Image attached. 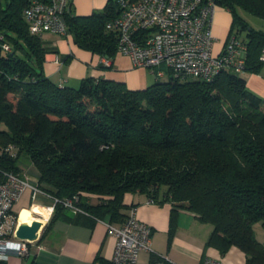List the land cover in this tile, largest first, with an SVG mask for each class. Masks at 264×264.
Listing matches in <instances>:
<instances>
[{"label":"trees","instance_id":"obj_1","mask_svg":"<svg viewBox=\"0 0 264 264\" xmlns=\"http://www.w3.org/2000/svg\"><path fill=\"white\" fill-rule=\"evenodd\" d=\"M32 1L0 0V184L6 172L22 174L24 153L42 190L77 197L83 210L57 203L47 228L56 218L121 224L135 206L126 195L142 193L171 204L169 245L186 210L212 225L209 245L222 254L238 247L246 264H264V243L254 228H264V99L246 78L232 69L212 81L167 70L166 81L156 77L142 89L94 76L61 86L46 75L47 49L24 15ZM215 2L232 14L229 37L245 33V70L258 73L264 31L241 12L264 20V0ZM119 14L118 0L88 16H73L69 4L64 20L77 45L111 58L119 35L108 25ZM160 261L152 253L147 264ZM95 262L115 264L100 255Z\"/></svg>","mask_w":264,"mask_h":264},{"label":"built area","instance_id":"obj_2","mask_svg":"<svg viewBox=\"0 0 264 264\" xmlns=\"http://www.w3.org/2000/svg\"><path fill=\"white\" fill-rule=\"evenodd\" d=\"M118 1L120 14L108 27L119 35L117 51L129 55L135 67H146L157 78L163 77L167 69L176 75L204 81H212L226 69L237 73L246 69L248 45L241 36L231 34L224 48L217 54L213 52L215 0ZM69 4L70 0H33L24 10L31 33L39 37L47 32L68 35L64 14ZM3 47L10 49L8 43ZM259 59L264 61V47ZM102 61L105 66L112 65L109 57L103 56ZM7 150L13 152L14 146L9 145ZM5 174V181L0 184V260H7L11 253L27 256L30 244L37 240L16 237L20 224L16 205L25 191H31L32 199L39 194L50 197L53 201L51 214L57 203L74 213L83 211L76 204L77 197L59 199L32 183L27 174ZM107 225L116 237L112 258L115 264H137L142 251H153V227L137 216L135 208L128 210L123 223ZM201 264L226 263L206 256Z\"/></svg>","mask_w":264,"mask_h":264},{"label":"crops","instance_id":"obj_3","mask_svg":"<svg viewBox=\"0 0 264 264\" xmlns=\"http://www.w3.org/2000/svg\"><path fill=\"white\" fill-rule=\"evenodd\" d=\"M107 1L70 0L71 11L73 16H88L102 11ZM231 24L230 11L226 8L217 9L212 33L219 35L226 31L223 46L217 53L228 41ZM256 29L264 31V28ZM42 39L47 49L45 73L57 83L75 86L76 81L94 76L124 82L131 89H142L149 86L152 81V71L148 72L146 67H135L129 55L117 51L110 58L112 65L109 67L103 64L102 55L77 45L72 34L60 35L47 32ZM246 79L251 89L264 95V65L260 74L250 73ZM21 168L22 175L27 174L32 183H37L38 173L32 163ZM52 202L50 197L43 194L32 199L31 191L27 190L17 203L16 209H20L21 215L22 212L27 214L26 218H32L34 213L41 214L31 209L32 204L47 207L49 214L40 215L46 224L50 218ZM126 202L133 203L137 216L153 227L151 243L153 251H142L137 264L149 263L152 253L160 255L159 263L162 264H201L206 256L222 259L226 264H235L233 261L235 258L229 255L222 256L216 248L208 246L206 234L210 232L211 235L213 227L201 221L194 213L186 210L179 212L177 229L169 245L171 204L159 205L151 202L150 198L142 193L127 194ZM30 209L31 216H29ZM115 245L116 237L111 234L104 220H95L93 224H86L56 218L48 228L46 224L39 238L30 244V253L27 256L11 253L6 262L7 264H96L99 255L112 260ZM237 248H231L232 254L237 255V258L244 257L245 262V253Z\"/></svg>","mask_w":264,"mask_h":264},{"label":"rangeland","instance_id":"obj_4","mask_svg":"<svg viewBox=\"0 0 264 264\" xmlns=\"http://www.w3.org/2000/svg\"><path fill=\"white\" fill-rule=\"evenodd\" d=\"M2 1L4 2V1H6V0H2ZM224 8H225V7L220 6V5H217V6H216V10H217V9H224ZM241 14H242L243 17H245V18L247 19V21H248L253 27H255V28H264V20H263L262 18L257 17V16H254V15L249 14V13H247V12H241ZM225 34H226V31L221 32L219 35H215V34H213V36H214V38H215L214 47H213V52H214V54H217L218 50L223 46V42H224V39H225ZM244 37H245V33L241 35V38H244ZM263 62H264V61H263ZM147 71L149 72L150 70L147 69ZM165 71H166L165 75H164L163 77L160 78L161 81H166V80L168 79L167 69H165ZM250 73H256V72H253V71H250V70H244L243 72L240 73V76L246 78V77H248V74H250ZM260 73H261V71H259V72L256 73V74H260ZM151 74H152V73H151ZM246 80H247V79H246ZM155 82H156V77H155L154 74H152V81H150L149 86L152 85V84L155 83ZM70 84H71V83H70ZM79 84H80V81H76L75 86H79ZM247 87L249 88V90H251L252 92H254L256 95H258V96H260L261 98L264 99V95H260V94L256 93V92H255L253 89H251L248 85H247ZM30 163H31V161H30L29 157H28L26 154L23 153V154H21V155L19 156L18 164H19L20 167H21V166H25V165H29ZM91 201H92V202H96L97 200H96V198L92 197V198H91ZM51 206H52V204H51ZM31 209L33 210L34 208L32 207ZM31 209L29 210V216H31ZM17 210H18V214H19V210H20V209L18 208ZM40 217H41V216L38 215V214H36V213H34V214L32 215V218H33V219H38V218L41 219ZM50 217H51V215H50ZM25 219H26V217H25ZM49 219H50V218H49ZM46 224H48V221H47ZM46 224L43 225V227L40 229L39 234H41V232L43 231V229H44V227L46 226ZM207 225H210V226H211L210 223H209V224L207 223ZM254 228H255V233H256L257 239H258L259 241H261V242L264 243V228L262 227V225H261L260 223H257V224H255ZM209 234H210V232H208V233L206 234L207 243H208V241H209V237H210ZM208 246H213L214 248H216L222 256H228V255H229V256L235 258V259L233 260V261L235 262V264H246V260H245V262H244V257H238V258H237V255L232 254V250H231V249H229L227 252H225V253L222 254L221 251H220V249L217 248L215 245H211V244L209 245V244H208ZM237 249H238V248H237ZM239 251L242 252L241 249H240ZM236 258H237V259H236Z\"/></svg>","mask_w":264,"mask_h":264},{"label":"water","instance_id":"obj_5","mask_svg":"<svg viewBox=\"0 0 264 264\" xmlns=\"http://www.w3.org/2000/svg\"><path fill=\"white\" fill-rule=\"evenodd\" d=\"M42 227L43 224L38 220L33 221L32 224L20 223L16 230V237L32 241L36 240Z\"/></svg>","mask_w":264,"mask_h":264},{"label":"bare ground","instance_id":"obj_6","mask_svg":"<svg viewBox=\"0 0 264 264\" xmlns=\"http://www.w3.org/2000/svg\"><path fill=\"white\" fill-rule=\"evenodd\" d=\"M32 207L34 208L33 209L34 211H36L37 213H41L43 216H47L49 214V209L47 207H42V206H39V205H35L34 206V204H32ZM24 213H27V212H24ZM26 215L23 214V212H22V215H21V212L18 214V219H19L20 223L32 224L33 221L38 220L42 224H44L43 219H39V218L38 219H33L31 217H28V218L25 219Z\"/></svg>","mask_w":264,"mask_h":264}]
</instances>
